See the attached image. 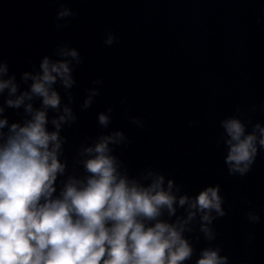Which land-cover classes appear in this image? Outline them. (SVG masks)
<instances>
[{
	"label": "clouds",
	"instance_id": "obj_1",
	"mask_svg": "<svg viewBox=\"0 0 264 264\" xmlns=\"http://www.w3.org/2000/svg\"><path fill=\"white\" fill-rule=\"evenodd\" d=\"M57 2L59 31L76 13L64 0ZM117 40L109 31L104 44L111 47ZM54 56H43L38 69L33 65L19 81L7 60L0 59V264H186L194 255L195 264H229L222 247L213 246V225L227 215L219 184L189 195L152 167L130 175L114 154L129 142L118 129L86 137L69 172L62 159L67 137L61 133L78 119L72 89L84 59L66 43L57 45ZM103 83L93 80L94 86L84 90L82 109L95 103ZM8 109H22V120L10 122ZM256 111V105L248 111L237 108L239 115L220 120L230 176H246L264 151V124L253 123L250 116ZM50 112L55 113L51 118ZM112 112L108 107L97 114L101 129L109 128ZM128 119L144 127L142 118ZM246 217L250 224L261 222L255 211ZM201 235L209 246L197 255L194 241ZM253 239L249 233V243Z\"/></svg>",
	"mask_w": 264,
	"mask_h": 264
}]
</instances>
